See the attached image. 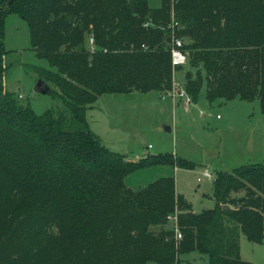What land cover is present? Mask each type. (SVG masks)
Listing matches in <instances>:
<instances>
[{
    "label": "trees",
    "instance_id": "1",
    "mask_svg": "<svg viewBox=\"0 0 264 264\" xmlns=\"http://www.w3.org/2000/svg\"><path fill=\"white\" fill-rule=\"evenodd\" d=\"M8 1L0 0V264H173L193 251L209 264H254L239 237L264 243V162L218 172L216 206L197 212L175 177L194 164L170 152L129 160L87 114L106 93L174 88L173 16L180 36L191 34L183 48L192 100L205 86L211 104L258 99L264 113V0ZM11 13L28 21L33 47L56 68L39 75L59 89L64 110L38 114L6 88ZM156 168L164 175L128 186L131 174Z\"/></svg>",
    "mask_w": 264,
    "mask_h": 264
},
{
    "label": "rangeland",
    "instance_id": "2",
    "mask_svg": "<svg viewBox=\"0 0 264 264\" xmlns=\"http://www.w3.org/2000/svg\"><path fill=\"white\" fill-rule=\"evenodd\" d=\"M162 3L163 0H149L152 8H159ZM182 30L183 27L176 30V38L189 41L191 34H184L186 38H183ZM4 41L8 51L6 88L38 114L49 109L64 110L57 87L51 86L52 91L46 94L35 91L39 70L56 68L38 55L29 23L23 16L18 13L7 16ZM190 69L188 62L177 66L174 90L178 93L185 90V74ZM93 107L87 114L91 130L127 159L170 152L194 164L192 168L178 167L175 177L178 192L197 212L216 206L214 180L218 172H233L242 165L264 162V113L258 99L217 100L211 104L204 86L198 101H192L189 109L183 98L174 99L158 91L106 93ZM206 171L211 173V179L204 176ZM163 173L157 168L141 170L131 174L127 184L138 189ZM239 239L241 257L254 264H264V243L252 242L242 233ZM173 264H209V259L206 254L193 251L181 255L180 262Z\"/></svg>",
    "mask_w": 264,
    "mask_h": 264
},
{
    "label": "built area",
    "instance_id": "3",
    "mask_svg": "<svg viewBox=\"0 0 264 264\" xmlns=\"http://www.w3.org/2000/svg\"><path fill=\"white\" fill-rule=\"evenodd\" d=\"M178 24H179L178 21H176L174 16H173V22H172L171 28L173 29L174 35H173V47H172L171 53H172L173 65L175 67L184 65L185 63L188 62V54L183 48L184 42L181 39L176 38V36H175V29L178 27ZM93 42H94L93 39H91V44H93ZM167 94L169 96H172L174 99H177L178 97L183 98L186 108H189L190 104L193 101L191 96L187 93L186 90H183V91L178 93L173 88ZM201 114H204L203 110L201 111ZM204 176L209 178V179L212 178V175L210 172H206ZM200 179L201 178H199V180ZM168 219L172 223V226H173L175 233L177 235V239H181L182 234H181L180 229H179L177 214L170 215L168 217Z\"/></svg>",
    "mask_w": 264,
    "mask_h": 264
},
{
    "label": "water",
    "instance_id": "4",
    "mask_svg": "<svg viewBox=\"0 0 264 264\" xmlns=\"http://www.w3.org/2000/svg\"><path fill=\"white\" fill-rule=\"evenodd\" d=\"M14 1L15 0H9L7 5L8 6L12 5ZM51 89H52L51 86L43 78H40L35 86V91L43 94L50 92Z\"/></svg>",
    "mask_w": 264,
    "mask_h": 264
},
{
    "label": "crops",
    "instance_id": "5",
    "mask_svg": "<svg viewBox=\"0 0 264 264\" xmlns=\"http://www.w3.org/2000/svg\"><path fill=\"white\" fill-rule=\"evenodd\" d=\"M165 97H166L165 95H162V99H165ZM176 102H177V101H176ZM179 104H180V103H179ZM92 108H94V107H92ZM92 108H91V109H92ZM187 109H189V108H187ZM206 172H208V171H206Z\"/></svg>",
    "mask_w": 264,
    "mask_h": 264
}]
</instances>
